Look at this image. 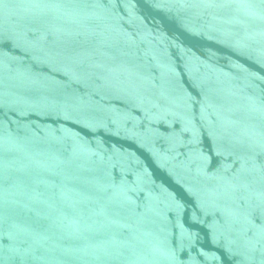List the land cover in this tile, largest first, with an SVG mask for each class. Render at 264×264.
Wrapping results in <instances>:
<instances>
[{"label":"water","instance_id":"obj_1","mask_svg":"<svg viewBox=\"0 0 264 264\" xmlns=\"http://www.w3.org/2000/svg\"><path fill=\"white\" fill-rule=\"evenodd\" d=\"M0 264H264V0H0Z\"/></svg>","mask_w":264,"mask_h":264}]
</instances>
